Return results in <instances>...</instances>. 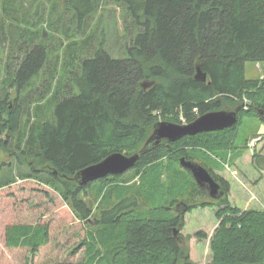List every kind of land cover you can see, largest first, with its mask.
Wrapping results in <instances>:
<instances>
[{
	"label": "trees",
	"instance_id": "16d2710c",
	"mask_svg": "<svg viewBox=\"0 0 264 264\" xmlns=\"http://www.w3.org/2000/svg\"><path fill=\"white\" fill-rule=\"evenodd\" d=\"M102 1L67 0L81 27ZM113 2L121 11L125 37L131 32L126 40V56L114 58L103 47L97 49L72 77L78 92L66 85L65 95L58 98L56 92L52 97L57 101L50 120L23 128L22 101L17 97L18 103L11 104L8 89L15 87L19 93L28 86L43 68L46 51L41 41L34 40L37 31L18 33L26 43L24 53L14 72L0 82V150L9 151L20 161L27 160L29 170H20L19 176L40 177L59 192L81 220L92 216L91 203L80 195L94 181L79 185L74 175L110 153H139L131 168L135 174L142 171L139 184L116 188L117 201L101 210V220L97 219L98 212L95 214L101 229L98 239L89 242L91 262L195 264L178 235L184 225L183 214L196 207L217 206L219 223L209 240L211 260L207 264H264V210L243 211L232 206L228 201L229 183L212 172V167L219 164L210 157L225 159L241 141L247 143L239 128L243 117L257 115L260 123L264 122V84L247 79L244 67L246 61L264 62V0ZM8 57L6 71L11 62ZM196 68L207 74L205 81L195 77ZM53 76H49L45 89L49 90ZM245 96L251 99L248 106L243 103ZM228 108L237 112V121L230 127L145 145L155 124L164 119L178 122L179 111L190 123L206 112ZM15 133L18 136L12 143ZM142 141L143 146L138 147ZM166 155L174 162L169 164L167 175L178 180L177 185L183 189L177 196L194 195L200 200L189 204L180 215L169 207L177 199L172 193L167 195L171 200L166 197V203L151 205L150 201L151 183L158 182L163 170L158 161ZM181 157L206 168L220 184L223 196L217 200L197 198L191 173L178 163ZM4 166L10 164L0 163V188L15 178L11 172H1ZM108 179L117 178L100 182ZM139 196L145 199L147 208H139ZM173 228L177 230L175 236ZM26 229L13 228L17 240L24 237L22 241H26ZM9 230L7 242L13 244L16 239L8 235ZM194 236L207 238L203 230Z\"/></svg>",
	"mask_w": 264,
	"mask_h": 264
},
{
	"label": "rangeland",
	"instance_id": "374dc122",
	"mask_svg": "<svg viewBox=\"0 0 264 264\" xmlns=\"http://www.w3.org/2000/svg\"><path fill=\"white\" fill-rule=\"evenodd\" d=\"M120 12L113 0L102 1L81 27L67 0H0V82L7 78L9 72H14L22 58L26 44L23 36L18 35L22 30L32 33L37 31L39 34L34 36V40L41 41L46 51L43 68L33 76L28 86H24L19 93L15 87L8 89L11 104L18 103L17 97L22 101V128L29 127L34 122L50 120L57 101L52 97H56V92L59 93L58 98L65 95L66 85H71L73 92H78L72 84V77L80 70L82 61L93 57L97 49L103 47L114 58L126 56V40L128 41L131 32L125 37ZM126 20L129 24V17ZM87 35L88 39L84 41ZM8 56H11V62L6 71ZM244 67L247 79L264 84V62L246 61ZM50 75L55 77H52L47 90L45 84ZM58 86L63 87V90ZM243 103L248 106L251 99L245 96ZM178 115V122L172 123L187 124L186 117L180 111ZM260 122L257 115L243 117L239 128L241 135L247 138V143L243 144L241 141L238 148L229 152L225 159L210 155L219 164L218 167H212V172L229 183V203L243 211L264 210V173L257 166L255 158L260 152L259 146H255L262 141L261 136H257L258 127L264 124ZM17 136V133L13 134L12 143ZM143 144L142 141L138 147ZM121 153L129 156L125 151ZM10 154L7 150H0V163L10 164L8 167L4 166L1 172L8 171L15 175L14 182L0 188V264H100L96 259L92 262L90 259L89 247L98 239L97 232L101 229V225L95 220V214L98 212L97 219L101 220V210L117 201L116 188H130L139 184L142 171L135 174L134 169H129L113 177L118 181L108 179L100 182L112 178L109 176L95 180L80 195L93 208L92 216L88 220H81L74 215L59 192L45 184L40 177L22 179L19 171L29 170L27 160L22 158L23 161H20ZM158 163L163 165V170L158 182L151 183V205L166 203L171 200L167 195L172 193L177 199L169 207L172 213L180 215L184 212L179 210L181 204L189 205L200 201L194 195L190 198H187L190 195L177 196L183 189L180 190L177 185L178 180L169 179L167 175L169 164L174 165L167 155ZM178 163L180 164L179 160ZM166 197L169 200H165ZM139 198V208H147L145 199ZM203 199L210 200L208 196ZM218 209L217 206L196 207L183 214L184 225L178 235L181 242L187 245L189 258L195 264H207L211 260L209 240L219 223L216 217ZM18 226H27L26 241H22L24 237L16 239L17 233L13 228ZM8 230V235L16 239L13 244L7 242ZM199 230H203L207 238L195 237L194 233ZM96 248L102 249L99 245Z\"/></svg>",
	"mask_w": 264,
	"mask_h": 264
},
{
	"label": "water",
	"instance_id": "95a60500",
	"mask_svg": "<svg viewBox=\"0 0 264 264\" xmlns=\"http://www.w3.org/2000/svg\"><path fill=\"white\" fill-rule=\"evenodd\" d=\"M195 77L205 81L207 74L201 72L199 68H196ZM236 121L237 112L235 110L206 112L187 124L159 121L155 124L145 145H156L162 140L174 142L186 135L220 130L232 126ZM138 159L139 153L127 156L121 152H113L108 154L101 161L82 168L74 175V179L79 185H84L109 175H121L131 169ZM179 162L183 168L189 170L191 173L196 183L197 190L204 188L206 195L214 200L220 199L223 196V190L220 184L206 168L192 160H186L184 157H181ZM176 234L177 230L173 228V235L175 236Z\"/></svg>",
	"mask_w": 264,
	"mask_h": 264
},
{
	"label": "crops",
	"instance_id": "0c3cea01",
	"mask_svg": "<svg viewBox=\"0 0 264 264\" xmlns=\"http://www.w3.org/2000/svg\"><path fill=\"white\" fill-rule=\"evenodd\" d=\"M264 124H261L257 129V136H261L262 141L258 142L255 147L259 146V153L258 156H256V164L257 166L262 170V173H264Z\"/></svg>",
	"mask_w": 264,
	"mask_h": 264
},
{
	"label": "flooded vegetation",
	"instance_id": "af4514ba",
	"mask_svg": "<svg viewBox=\"0 0 264 264\" xmlns=\"http://www.w3.org/2000/svg\"><path fill=\"white\" fill-rule=\"evenodd\" d=\"M261 114L264 115L263 112H262ZM116 176H118V175H109V177H116ZM195 196H196L197 198H199V199L202 200L205 196H207V195H206V192H205V189L202 188L201 190H197ZM208 198H209V197H208ZM203 200H204V199H203ZM187 208H188V205H186V204H184V203L181 204V205L179 206V210H180V211H184V212H185V210H187Z\"/></svg>",
	"mask_w": 264,
	"mask_h": 264
}]
</instances>
